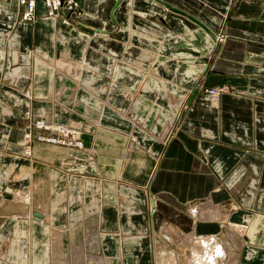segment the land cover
Segmentation results:
<instances>
[{
  "label": "crops",
  "instance_id": "obj_1",
  "mask_svg": "<svg viewBox=\"0 0 264 264\" xmlns=\"http://www.w3.org/2000/svg\"><path fill=\"white\" fill-rule=\"evenodd\" d=\"M102 1L85 0L86 11H93L88 9L92 8V5H96V2L101 6ZM138 1L122 0L119 9H131L132 6L135 7L138 4ZM165 1L171 3L169 0ZM171 1L174 2L173 7L178 8L181 12L190 11L194 13L196 15H194V20L198 21L200 25L182 14L170 12L162 5L163 3L155 4L151 0H142L143 9L139 13L143 16L140 19L133 17V11L115 13V16L119 17L123 31L120 34L121 39L119 36H115L112 40L116 41L111 40V43L120 46L119 40H123L126 34V29H123V26L128 24L129 27V24H133L136 19H139L143 22V29L155 32L154 34L161 37L162 40L174 37L172 39L174 45L176 42L181 47H191L193 51L198 49L202 51L201 56L181 53L167 57L166 60L160 62L161 64L155 63L150 73L159 72L157 74L159 78L158 81L152 80L149 89L157 91L160 98L155 100L156 104H152L143 95L137 97L138 106L151 103L152 116L155 111L162 116L164 115V121H167L168 127L174 125L175 134L164 145H154V152L159 155L155 161L142 151H131L128 137L123 135L124 137L120 138L118 133L111 132L109 128H96L95 141L89 145H93V148L103 154L100 159V170L108 179L104 181L88 178H84L82 181L73 180L75 177L67 178L61 173L57 175L53 169L49 176L51 180L50 192L45 197L41 195L48 184L46 175L43 173L45 168L36 164L31 168L6 153L8 149L18 150V144L23 139L24 131L19 129L16 124L21 116L29 112L28 96L22 90L28 82L26 70L30 64H20L22 66L19 72L17 68L13 69L12 66H17V64H11L12 62H16L18 59H24L27 62V58L21 57L18 52L10 53V48L6 47V44L3 46L2 40H0V54H4V58L0 62V191L8 184L14 188L29 185L32 192L37 191L39 196L37 201L31 200L28 196V204L33 202L31 206L7 202L0 196V211L2 213L9 212H5L9 214V217H6L0 225V256H3V250L8 247L7 261H14V264H18L19 260H23L24 255H26L25 251L27 253L30 251L31 255L37 256L31 257L33 259L31 264H37L39 259L43 258L40 255H35V251L42 243L39 234L46 233L48 236L42 244L48 247L41 248V252L46 255L45 259L49 260L48 263L70 264V261H67L70 260V257L66 255L64 249L68 246V252L70 251L71 244L68 238L75 232V226L71 225L68 230H62L64 224L56 227L54 225V228L52 226L58 218L57 213H61L63 209L58 204L62 202L65 193L68 196L71 210V206L76 203L73 198L76 199L77 196L84 195L85 203L89 209H98L100 204L98 198H104V203L109 205L112 203V199H115L113 196L116 190L121 191L120 193H127V196L132 195L130 199L137 203V210L139 211L135 214L129 212L127 216H123L125 218L123 229L128 231L127 234H131L132 230L138 229L133 222L131 224V217L133 215L137 217L136 214L140 218L142 217V226L140 225L139 229L146 228L145 232L148 234H143L139 238H135L131 234L128 242L133 247L137 244L132 251L136 255L139 254L137 256L140 258L139 262L149 259L151 264L154 256L153 248L155 247L153 237L163 223L167 224L169 229L175 227L180 232H192L197 236L215 235L219 240L220 236L225 234L227 230L238 233L241 231V227L247 229L254 223L259 224V230H264V5L242 4L233 13L234 0ZM13 3L16 7L14 10H16L15 0H11L7 5ZM146 6H148V10L151 8L155 11H148L147 13ZM3 9L0 12V25H3L5 20ZM43 12V7L40 4L37 5V13L40 17ZM96 14L99 15V12ZM148 15L160 16L158 19L162 25L146 22ZM9 16L13 22L14 19H11L13 15L9 13ZM228 17H230L229 23L227 22ZM163 20L174 28L173 32L166 29L165 26L167 25ZM36 23L32 31L28 25H19L14 28L9 36L18 38L22 44V46L17 45L20 51L24 49L23 46L28 48L31 46L30 38L31 35H34L40 52H47V58L54 60L55 49L51 47L53 33L58 32L60 36H58V40H61L63 45H68L72 39L69 38L68 33L59 31V22L57 21L41 17ZM99 25L106 28L111 26L108 23ZM222 28L227 35L223 49L224 61H219L217 64L215 61L217 70L207 75L206 83L208 86L231 85L239 92L222 94L219 100H210L209 95L205 96L202 91L191 96L190 91L196 80L205 71L207 63L208 66L210 65L211 54L215 49L214 35L221 33ZM178 30L181 31V35L184 34L185 36H176ZM95 36L99 37L98 33ZM193 36H196L198 42L205 44V47L195 46ZM137 38H144V42L149 46L154 47L158 44V46H163L164 51L172 50L165 41L158 43L154 40L153 42L149 35L147 37L137 35ZM100 39L103 40V38ZM59 43L57 42V45ZM239 48L242 49L239 51ZM154 51L157 49H139L134 54L140 60H144L147 55ZM242 55L247 59H261L263 61L242 63L239 61ZM173 58L176 59V62L173 61ZM41 67L49 66L40 64V61L35 64L31 94H34V97L38 99L55 98L50 93L56 92L55 77L46 81L39 74ZM140 67L147 69L143 65ZM6 79H9V85L1 83ZM114 84L113 81V88ZM204 97L207 100H204ZM87 99L90 98L87 97ZM186 100H188V109L174 123L175 113L182 110ZM165 102L168 106L167 109L171 112L170 116L169 113H163L160 110L161 107L157 106L158 104L164 105ZM43 106H45V102L36 101L37 108ZM87 108H96V106L91 105ZM89 116H96V113L92 111ZM162 129L164 134L165 126ZM8 140L15 142L9 143ZM85 142L88 144L87 141ZM151 143L153 144V142ZM3 150L4 154L2 153ZM122 178L140 182L142 186H147L150 199L146 201L140 193H136L124 185L116 186L117 184L113 181ZM110 184H112V188H110ZM46 190L48 189L46 188ZM48 197L56 204L48 213L42 212L44 207L41 206L45 205V201L48 205L51 203ZM70 201L73 203L71 204ZM35 206L40 207L38 209L45 216V220L22 216L28 212L27 208L30 209ZM76 206L78 205L74 207ZM109 209L102 223V228L111 230L103 231L100 234L101 237L94 238L96 241H92V244L98 243V245L97 248H90L97 251L93 257L86 255L84 242L80 247L74 243L76 250L80 252L79 258L83 261L81 264H88L86 261L89 259L100 260L99 264L104 261L106 264V261H109L108 256L115 264L114 260L123 255V243H121L119 235L111 233L116 227H119L120 223H116L114 208L109 207ZM12 211L23 214L21 216L10 215ZM208 212H212V214L209 215ZM121 219L123 218L121 217ZM25 230H27L26 233ZM242 230L245 233L244 229ZM83 231L85 235L90 234L89 225L84 226ZM243 232H240L242 246L237 254L239 264L264 263V260H261L264 259V250L254 251L247 249V246L245 249V245L256 248L262 247L259 242V238L262 236H259L258 233L256 238L254 237L253 241H250L246 233L245 236L241 234ZM175 235L180 234L176 232ZM87 241L89 240L86 239ZM101 251L103 254L100 257L98 252ZM1 261L3 259H0V264L8 263L7 261L1 263ZM53 261L55 263H52Z\"/></svg>",
  "mask_w": 264,
  "mask_h": 264
},
{
  "label": "rangeland",
  "instance_id": "obj_2",
  "mask_svg": "<svg viewBox=\"0 0 264 264\" xmlns=\"http://www.w3.org/2000/svg\"><path fill=\"white\" fill-rule=\"evenodd\" d=\"M15 1L17 5L16 10H14V3L7 5L11 2V0H0V12L4 8L3 14L5 16L3 25H0V40H2L1 44L3 46L6 44V47L10 48V53L18 52L21 57L27 58L28 63L25 62L24 59H18L16 62H12L11 64H17V66L15 65L16 67L12 66L13 69L17 68L19 72L22 66L20 64H30L26 70L28 74V82H26L24 89L22 90V92L28 96L29 112L28 114L21 116L16 124L19 129L24 131L23 139L21 142H19L17 147L18 150L14 151L8 149L6 150V153L13 159L16 158L17 161L24 162V164L27 166L33 167V165L36 164L45 168L43 173L46 175V180L48 181L46 187L48 190L45 188L41 195H44L45 197L50 192L49 190L51 180L49 176L51 175V170L53 169L56 171L57 175L61 173L64 176H67V178L71 176L75 177L73 180L76 179L82 181L84 178H88L104 181L108 179L102 174L100 170V159L103 157V154L93 148V145H89V143L95 141L94 138L96 136V128H109L111 132L118 133L120 138L124 136L128 137L130 143L129 149L131 151H142L151 156L156 161L159 155L157 152H154V145H164L169 139L173 137L172 135L175 134V130L173 128L174 125L168 127L166 124L167 121H164V115L162 116L159 112L156 113V111L154 112L153 116L151 114L152 110L150 104L155 103V100L160 98V95L157 91L149 89L152 80L158 81L159 78L157 75L159 72L150 73V70L153 69L152 66L155 65V63H157V65L161 64L160 62L166 60L167 57H173L181 53H192L193 55L201 56L202 51L200 49L193 51L191 47H181L176 42L174 45V41H172L174 37H169L165 40H162L161 37L154 34L155 32H151L149 29H143V22L139 20L143 16L139 13L142 12L143 9L142 4L144 3L141 2L142 0H139L135 7L132 6V8L128 10L119 9L122 0H103L101 2V6H99L97 3L99 0H97L95 3L96 5H92V8L88 9L93 10L91 12L86 11L84 3L85 0H59L57 10H55L51 4H47L46 0ZM30 1L33 2V11L31 13L32 17L27 18L25 14L29 9ZM151 1L155 4L163 3L162 5L165 6L170 12H174L167 7L171 6L172 8H175L173 7L174 2L171 0H169V2L172 4L165 0ZM233 2V13L237 11V9L242 4L256 3L264 5V0H234ZM39 4L44 9L43 15H41V17L59 22V31L68 33L69 38L72 39L68 45H63L64 43L61 40H58L60 37L58 32L53 33V35L51 34V47L55 49L54 60L47 58V52H40L38 49V43H36L34 40V35H31L30 38L31 46L29 48L23 46L24 49L20 51V48H18L17 45L19 44V46H22V44L18 41V38L9 36V34L13 32L14 28L19 25H28L31 29L30 31L35 28L37 20L41 18L37 13V5ZM145 8L147 13L148 11H155L151 8L148 10V6ZM175 9L178 10V8ZM131 11H133V17L139 19H136L133 24H129V27L128 24L123 26V29H126V34L123 40H119L121 44L120 46L112 44V38L119 36V39H121L120 34L123 31L120 20L118 19L119 17L117 18L115 13H129ZM96 12H99V15L96 14ZM9 13L13 15L11 19L14 18V15L16 14L13 22L9 18ZM195 13L198 14L197 12ZM185 14H187V16H183L189 20H191L189 16H193L192 18H194L195 15L190 11H187ZM159 17L160 16L152 17L148 15L146 16V22L150 24L162 25V22L158 19ZM229 18L230 17L227 19L228 23L230 21ZM103 23H108L111 26L109 25L110 27L106 28L99 25ZM166 25V29L173 32L174 28L167 22ZM152 31L154 30L152 29ZM223 31L224 30L222 28L221 33L217 31L219 34L216 36L214 35L215 49L211 54L212 58H210V65L208 66L207 63L205 71L196 80L192 90L190 91L191 96L199 91H202L205 96L210 95V97H212L210 100H212L213 97H217L219 100V97L222 94L239 92V90L233 88L231 85L223 84L222 86H208L206 83L207 75L210 72L217 70L214 64L215 61L216 64L219 61H224L223 49L225 47L224 41L227 39V35ZM96 33H98V36L103 38V40H101L99 37H96ZM137 35H142L145 37L149 35L153 39V42L154 40L158 43L165 41L170 45L168 47L172 48V50L164 51L163 46H158L156 43L154 47L149 46V44L144 42V38L138 39ZM176 36L184 37L185 35H181V31L178 30ZM193 38L195 46H199L201 48L205 47V44L198 42L196 36H193ZM112 41L115 42L116 40ZM57 42H60L59 45H57ZM194 45L193 48H195ZM146 48H150L152 50L157 49V51L151 53L152 55H147L144 60H140L137 58V56H135V51ZM241 49L242 48H239V51ZM2 55L4 58V54ZM175 60L176 59L173 58L174 62H176ZM1 61L2 59L0 62ZM39 61L40 64H46L49 67H53H41L39 74L42 78L46 79V81H50L51 78L55 77L54 84L56 92H50L51 95L53 94L55 96V98L52 97L47 99H38L34 97V94H31L34 79V66ZM239 61L244 63L249 61L261 62L263 60H251L249 58L247 59V57L244 58V55H242V58ZM139 64L143 65L147 69L140 67ZM118 76L119 78L117 79ZM113 81L115 83L114 88L112 85ZM1 83L9 85L10 81L9 79H6ZM139 95L145 96L151 101V103L149 105L141 104L138 106L137 97ZM87 97L90 99H87ZM203 99L207 100L206 97ZM36 101L45 102V106H43L44 108H37ZM187 102L188 100L184 102V106L180 112L178 111L175 113L176 117L174 123L177 119L179 120L180 117L184 115V112H186L188 109ZM157 103L160 104V102ZM159 104L157 106L161 107L160 110L165 114L169 113L170 116L171 112H169L167 109L168 106L166 102L164 105ZM91 105L96 106V108H87L88 106L91 107ZM92 111L96 113V116H89ZM164 126L165 129L163 134L162 128ZM85 141H87L88 144H86ZM8 142L14 143L15 141L8 140ZM151 142H153V144ZM37 145L42 146V150L45 152V154L46 151H55L54 157L45 158L38 153L35 154ZM70 150L72 154H70ZM2 153L4 154V150ZM113 182H115L117 184L116 186L118 187L120 185H124L133 189V191L136 193H140L142 197L144 196L146 201L150 199L147 193V186H142L140 182L129 181L123 178L119 180L117 179V181L114 180ZM31 185L33 187L32 182ZM30 187L31 186L27 185V187L16 186V188H14L8 184L5 186V188L1 189L0 196L7 202L25 205L22 204L18 199L19 194L30 196L31 200L34 199L37 201L39 198L38 192L35 191L33 193L32 188ZM110 188H112V184H110ZM120 192L121 191L116 190L115 195L113 196L115 199H112V203L109 205L104 203V198H98V201L100 200L98 209H89L88 205L85 203L86 201L84 195L77 196L76 199L73 198V201L75 200L77 203H75V205L78 206L74 207L75 205H72V210L70 209V204L68 203V196H66V193L64 194L62 202H59L60 204H58V206H61L63 209L61 213H57L58 218L56 223H53L52 226L54 228V225L56 227L64 224L62 230L70 229L71 225L75 226V232H73L68 238L69 243L71 244H69L70 251L68 252V246L64 249L66 255L70 257V260H67L68 262L70 261V264H81V262H83L79 258L80 252L79 250H76L74 246L75 244H78L80 247L82 242H84L83 244L86 246V248L84 247L86 250V255L93 257L97 252L93 249H90L91 247L95 248L98 245L97 242V244H92V241H96L94 238L101 237L100 234H102L103 231L111 230L102 228V223L105 220V216L110 210L109 207L114 208L113 210L116 212H114L116 216V223H120L119 227H116L111 233L119 235L120 241L123 243L122 249L124 251L123 255H120L119 258L114 260L115 264H150L149 259L140 260L141 262H139L140 258H137L139 254L136 255L132 251L133 248L137 246V244L133 247L132 244L128 243L130 241L129 236H131V234L133 237L139 238L143 236V234L147 235L148 233L145 232L146 228L139 229L142 226V217L140 218L137 214V217L131 215L132 217L130 220L131 224L133 222L135 225H137L139 230H132V232H130L131 234H127L128 231L123 229V222L125 221L123 216H127L129 212H134L135 214L139 210H137V203L130 199L132 195L127 196V193ZM50 198L52 200L51 195ZM50 198L48 197L49 200ZM70 203L72 204L73 202L70 201ZM31 204L33 205V202L29 203L28 205L31 206ZM44 204V206H41L44 207L42 212L48 213L52 210L56 203L51 201V203L48 205L45 201ZM38 208L40 207L38 206ZM38 208L36 206L30 209L27 208L28 212L26 214L22 213L23 215L17 214V211H12L10 215H22L29 216L32 219L45 220V216ZM5 212L2 213L0 211V225L5 221L6 217H9V214H6ZM208 214L211 215L212 212H208ZM121 217L123 219H121ZM86 225H89L90 228V234L88 235H85L83 231L84 226ZM166 225L167 224L163 223L161 228L156 231L157 233H155V237H153V243H155V247L153 248L154 256L151 264H188L187 259L190 256L191 245L184 235L189 232L178 231L177 234L182 236L175 235L176 232L174 233ZM26 231L27 230H25V233ZM240 232H243V230L239 231L238 233H235L232 230H227L225 234L220 236V241L226 249L227 255L229 257V264H239L237 254L240 252V247L242 246ZM241 234L245 236L244 232ZM258 235L262 236L259 238V242L261 243L262 247H264V230H260ZM46 236H48L46 233L39 234V237L42 239V243ZM168 237L171 239H168ZM86 239L89 241L86 242ZM42 243L37 248L38 250L35 251V255H40V257H43L42 259H39L37 264H49V260L45 259L46 255L41 252V248L48 246ZM8 249V247L4 249L3 256H0V259H3V261H7L6 255L8 253ZM25 253L27 256L24 255L23 260H19L18 264L32 263L33 259H31V257L34 256L31 255L30 251L28 252L29 254L27 251H25ZM102 254V251L98 252L100 257ZM108 258L109 261H106V264H114V262L111 260V257L108 256ZM3 261H1V263H4ZM7 262L8 263L5 262V264H14V261L10 262L8 260ZM86 262L88 264H99L100 260L89 259V261ZM52 263L55 262L53 261ZM103 263L105 264L104 261H102V264Z\"/></svg>",
  "mask_w": 264,
  "mask_h": 264
},
{
  "label": "bare ground",
  "instance_id": "obj_3",
  "mask_svg": "<svg viewBox=\"0 0 264 264\" xmlns=\"http://www.w3.org/2000/svg\"><path fill=\"white\" fill-rule=\"evenodd\" d=\"M0 56H1L0 59H3V55L0 54ZM209 97H210V95H209ZM210 98H212V97H210ZM213 100H217V97L216 98L213 97ZM45 147H47V146H45ZM42 149H43L42 146L37 145L35 152L38 150L36 153H38L39 155H41L43 157H45V156L46 157H54L55 151L54 152H52L51 150L46 151V154H45V152ZM69 152L72 153L71 150ZM61 159H63V158H61ZM87 185H89V184L87 183ZM18 199L21 201V203L28 204L27 201H29V199H28L27 195L24 196V195L19 194ZM258 226H259L258 223H254L252 226H250V228L246 229L245 227H241L240 230L244 229L246 235L250 238V241H253L254 237L256 238L257 234L260 233ZM171 230H173V232L179 231L175 227H171ZM184 237L187 239V241L191 245L190 256L187 259L188 264H229L227 252H226L223 244L219 240V238H216L215 235H199V236H197L195 233L189 232V233L185 234ZM168 239H171V238L168 237ZM244 245H245V243H244ZM246 246H247V249L254 250V251L264 250V248H262V247L256 248L253 246L255 248L254 249V248H251L252 246L245 245V247Z\"/></svg>",
  "mask_w": 264,
  "mask_h": 264
},
{
  "label": "built area",
  "instance_id": "obj_4",
  "mask_svg": "<svg viewBox=\"0 0 264 264\" xmlns=\"http://www.w3.org/2000/svg\"><path fill=\"white\" fill-rule=\"evenodd\" d=\"M22 1H24V0H22ZM46 3L47 4H51L55 8V10H57L58 4H59V0H46ZM32 11H33V2L30 1L29 9H28V11L25 14L27 16V18H31L32 17V14H31Z\"/></svg>",
  "mask_w": 264,
  "mask_h": 264
},
{
  "label": "water",
  "instance_id": "obj_5",
  "mask_svg": "<svg viewBox=\"0 0 264 264\" xmlns=\"http://www.w3.org/2000/svg\"><path fill=\"white\" fill-rule=\"evenodd\" d=\"M118 1H120V0H118ZM167 7H168L170 10L174 11V12H177V13H179V14H182V15L187 16V14H185V13H183V12H181V11L175 9V8H172L171 6H167ZM189 18H190L192 21H194V22H196L197 24L200 25V23H199L198 21L194 20V18H192V17H190V16H189Z\"/></svg>",
  "mask_w": 264,
  "mask_h": 264
}]
</instances>
